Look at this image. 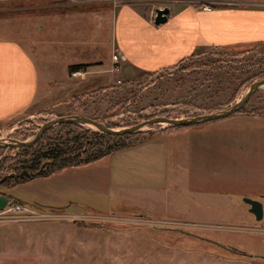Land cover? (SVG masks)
Segmentation results:
<instances>
[{"label": "rangeland", "instance_id": "rangeland-1", "mask_svg": "<svg viewBox=\"0 0 264 264\" xmlns=\"http://www.w3.org/2000/svg\"><path fill=\"white\" fill-rule=\"evenodd\" d=\"M176 1L194 2L195 6L198 2ZM61 2L30 0L0 3V38L19 43L40 72L44 65H54L57 69L60 52L79 54L83 51L90 54L91 50L80 51L73 45L97 40L104 42L105 35H98L95 28L100 24L96 14L106 12L108 7L105 5L113 7L134 0L82 5H61ZM65 45L67 49L60 51L59 47ZM100 47L98 44L96 49L99 56ZM57 74L54 73L56 79ZM263 79L264 45L202 48L171 67L120 77L119 84L116 82L92 91L83 89L67 99L53 95L41 106L37 105L38 110L34 115H24L4 127L0 131V138L11 144L29 141L46 121L70 116L91 118L112 129L131 127L155 117L191 119L228 109L245 95L252 83ZM74 80L76 83L84 81L81 77ZM258 111L260 113L255 115ZM204 125H210V130L221 136H232L238 128V148L228 146L227 150L216 151L218 155L215 154L216 149L212 148L210 153L189 163L190 178L186 168H181L183 174L178 179L181 194L177 198L171 197L174 180L169 179L168 195L164 196L167 202L161 208L165 207L171 212L175 210V204L182 205L186 209L184 218L139 220V215H125L127 211L135 209H128L131 206L116 202L114 196L112 202L97 203L101 195L94 194L89 199L91 205H100L106 211L73 209L67 213L61 212L77 215L74 216L76 220L65 218L45 223H0V264H185L187 253L194 254L196 264H202L197 260L199 255L229 257L228 251L215 242L230 244V241H237L246 257L253 256L255 260H258V256L264 257V88L255 92L240 112L191 128ZM161 127L153 126L148 128L149 131L136 133L130 138H100L95 150L137 144L146 136L163 132L159 130ZM87 131L96 132L87 125H55L46 131L45 142L28 155H17L21 153V148L15 146H0V159L19 156L17 162L22 164L39 151L46 150L48 139H52V144L55 139H73ZM93 170L69 171L51 180L40 178L27 184L26 188H18L14 195L33 200V208L48 212L51 206L46 204L53 202L50 198H58V194L51 193L57 190L51 187L52 184L58 185L65 178L75 180L83 176L86 179ZM174 170L175 165L169 164V171ZM0 173H6L5 168H0ZM187 188H191L194 194L189 189V193H185ZM6 192L12 196V192ZM43 195L46 197L42 199ZM181 198L185 200L182 203ZM245 198L262 204L261 221H255L249 213V206L243 201ZM234 207H237L238 225L226 222L228 217L233 219ZM110 208L116 213L108 212ZM91 216L129 218L110 222L115 219L99 221Z\"/></svg>", "mask_w": 264, "mask_h": 264}, {"label": "crops", "instance_id": "crops-1", "mask_svg": "<svg viewBox=\"0 0 264 264\" xmlns=\"http://www.w3.org/2000/svg\"><path fill=\"white\" fill-rule=\"evenodd\" d=\"M217 1L220 2L216 5L210 4L211 11H203L194 2L188 4V1L176 0H134L135 3L127 2L114 8L105 5L108 7L106 12L96 14L100 24L95 27L98 35H105L104 42L74 43L77 50L89 49L90 54L83 51L79 54L60 52L57 69L54 65H44L42 72L19 43L0 38V131L24 115L37 113V105L41 106L53 95L67 99L83 89L92 91L109 87L120 77L126 78L134 72L146 74L171 67L202 48L264 45V0ZM165 7L169 9L167 21L156 26L153 21L155 10ZM98 44L101 46L100 56L96 55ZM67 45L60 46L59 50L65 51ZM114 54L121 58L117 64L112 61ZM89 58L90 61H87ZM75 65H88L84 71H75L82 74V83H76L74 78L78 77L69 76L75 72L69 73L68 67ZM54 73L59 74L58 79L54 78ZM210 128V125H204L154 133L98 161L45 177L51 180L69 171L94 168L86 179L83 176L75 180L65 178L58 185L52 184L51 187L57 190L51 193L58 194V198L48 197L53 200L50 202L52 204H46L51 206L48 212L67 213L73 209L106 211L100 205L89 202L90 197L97 194L101 195L97 203L112 202L114 196L116 202L131 206L128 209H135L132 212L126 210L125 215H139L138 218L144 220L184 218L186 209L182 205L175 204V210L171 212L165 207L161 208L167 202L164 196L168 195L169 179L174 180L171 197L177 198L181 194L178 186V179L183 174L181 168H186L190 178L189 163L210 153L212 148L216 149V155L219 154L216 151L227 150L228 146L238 148V128L232 136L214 134ZM210 133L213 135H205ZM169 164L175 165L174 171H169ZM37 179L14 187H1L0 210L12 203L33 207V200L15 196L14 193ZM192 180L196 181L193 175ZM188 189L194 194L191 188H187L185 193H189ZM6 191L12 192V196H8ZM80 195L83 197L80 198ZM183 201L181 198L180 202ZM234 209L233 219L228 217L226 222L238 225L237 207ZM108 212L116 213L112 208ZM215 243L226 249L229 257L199 255L198 262L261 264L264 261L263 256H258V260L253 256L246 257L237 241H230L233 245ZM186 258L185 264H196L194 254L187 253Z\"/></svg>", "mask_w": 264, "mask_h": 264}, {"label": "trees", "instance_id": "trees-1", "mask_svg": "<svg viewBox=\"0 0 264 264\" xmlns=\"http://www.w3.org/2000/svg\"><path fill=\"white\" fill-rule=\"evenodd\" d=\"M186 59L187 58L182 59L180 62ZM87 67L88 65L70 66L68 67V72L72 73L78 70L84 71ZM259 113L260 111L256 112L255 115ZM188 128L191 127L168 128V130H182ZM166 130L167 129L163 130V132ZM46 134L47 132L44 133L42 141L37 142L34 146L21 148L19 150L21 153L17 155H28L34 148L45 142L47 138ZM133 135L134 134L121 137L130 138ZM103 137H109V135L87 131L86 133L83 132L82 135H77L73 139H55V142L52 144L50 143L52 139L51 141L48 139L46 143L48 148L46 150L39 151L31 160L22 161V164L17 162L19 156H15V158L3 157L0 159V168H5L6 173L3 175L0 173V188L14 187L37 178L49 177L67 168L84 166L128 146L121 144L118 145V147L106 149L104 151L95 150L96 142Z\"/></svg>", "mask_w": 264, "mask_h": 264}, {"label": "water", "instance_id": "water-1", "mask_svg": "<svg viewBox=\"0 0 264 264\" xmlns=\"http://www.w3.org/2000/svg\"><path fill=\"white\" fill-rule=\"evenodd\" d=\"M169 14L168 8H161L155 10L154 24L156 26L164 24L167 21V16ZM264 88V79L256 81L250 85L245 95L237 101L233 106L229 107L226 110L210 113L206 115H198L191 119H172L168 117H155L137 123L131 127H126L123 129H112L108 128L103 123L96 121L91 118L83 116H70L59 118L55 120L46 121L43 125L39 127L37 133L29 140L25 142H15L14 144L5 143L4 139L0 138V146H15L16 148H29L34 146L43 136V134L51 127L55 125L62 124H74V125H87L96 130L101 134L109 136H125L132 135L136 133H142L144 131H149L148 128L153 126H162L159 130H165L168 128H182V127H191L207 122L218 121L226 119L238 112H240L245 105L247 104L249 98L257 91H260ZM244 203L249 206V213L254 217L255 221H261L263 219V206L260 202L245 198Z\"/></svg>", "mask_w": 264, "mask_h": 264}, {"label": "built area", "instance_id": "built-area-1", "mask_svg": "<svg viewBox=\"0 0 264 264\" xmlns=\"http://www.w3.org/2000/svg\"><path fill=\"white\" fill-rule=\"evenodd\" d=\"M20 1H30V0H0V3H4V2H20ZM117 1H124V0H65L63 2L60 3L61 5H69V4H77V5H82V4H88V3H93V2H97V3H108V4H112V3H116ZM220 1L217 0H211V1H207V0H198L197 2V6L201 8L203 11H211V5H216V3H218ZM229 4V3H228ZM58 5V4H56ZM121 58L119 57L118 54H114L112 56V61L114 62V64H117V61H119ZM115 69V67H114ZM72 77H82V74L80 72H75L71 74ZM117 83L119 84L120 81H117ZM77 216V215H74ZM73 215H69V214H65V213H55V212H42V211H38L33 207L27 206V205H23V204H19V203H12L8 206H6L4 209L0 210V223H4V222H50L52 220H56V219H65V218H72L73 220H76V217H74ZM79 217H83V216H79ZM86 217V216H85ZM96 218V220L99 221H110L112 219H115L114 221H110V222H117V221H121V220H125L124 218H108V217H103V216H91ZM84 218V217H83ZM139 220H143L138 218ZM145 221H151V220H145ZM130 222V219H129ZM152 223H159L157 221H152ZM238 232V230H237Z\"/></svg>", "mask_w": 264, "mask_h": 264}]
</instances>
